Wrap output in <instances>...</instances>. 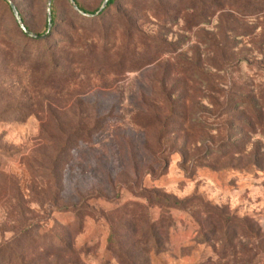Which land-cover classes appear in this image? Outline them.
Listing matches in <instances>:
<instances>
[{
	"label": "rangeland",
	"instance_id": "1",
	"mask_svg": "<svg viewBox=\"0 0 264 264\" xmlns=\"http://www.w3.org/2000/svg\"><path fill=\"white\" fill-rule=\"evenodd\" d=\"M48 2L0 0V264H264V0Z\"/></svg>",
	"mask_w": 264,
	"mask_h": 264
},
{
	"label": "trees",
	"instance_id": "2",
	"mask_svg": "<svg viewBox=\"0 0 264 264\" xmlns=\"http://www.w3.org/2000/svg\"><path fill=\"white\" fill-rule=\"evenodd\" d=\"M114 2V0H109L108 1V3H107V5H106V7L101 11V12H98V11H96V12H93V13H88V12H86L85 10H83L82 8H80L79 6H77L76 5V2L74 3L75 4V6L78 8V10H79V12L78 11H76L75 10V12L78 14V15H80L81 17H86L87 15H90L92 18H94V16L96 15V14H98L97 16H101V15H103L105 12H106V10L112 5V3ZM11 11H12V9H11ZM13 13V12H12ZM20 15V14H19ZM50 18H51V21H50V28H52L55 24H56V20H55V18L53 17V13H52V9H51V15H50ZM22 22H23V20H22ZM24 24V23H23ZM24 27H25V29L27 30V28H26V26H25V24H24ZM47 28H49V24H48V17H47ZM21 29V28H20ZM21 31H22V33L24 34V35H28V34H26L22 29H21ZM27 32H28V30H27ZM257 233H260L259 231H257ZM259 236H261L262 237V240L264 241V235H261V234H258ZM263 250H264V245H263Z\"/></svg>",
	"mask_w": 264,
	"mask_h": 264
},
{
	"label": "water",
	"instance_id": "3",
	"mask_svg": "<svg viewBox=\"0 0 264 264\" xmlns=\"http://www.w3.org/2000/svg\"><path fill=\"white\" fill-rule=\"evenodd\" d=\"M51 1H52V0H49V2H48V7H47V16H48V24H49V28H50V21H51V18H50V15H51ZM108 1H109V0H105V1H104V4H103V6H102V8H101V11L106 7ZM71 2H72V4L74 5L75 10L79 12V10H78V8L75 6L73 0H71ZM11 9H12L13 15H14V17H15V19H16L18 25L20 26V28H21L26 34H29V33L27 32V30L25 29L24 24H23V22H22V20H21V17H20V15H19L18 11L16 10V8H15L13 5H11Z\"/></svg>",
	"mask_w": 264,
	"mask_h": 264
}]
</instances>
